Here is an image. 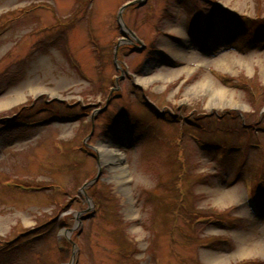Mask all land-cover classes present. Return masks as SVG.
I'll return each instance as SVG.
<instances>
[{"label": "rangeland", "instance_id": "1", "mask_svg": "<svg viewBox=\"0 0 264 264\" xmlns=\"http://www.w3.org/2000/svg\"><path fill=\"white\" fill-rule=\"evenodd\" d=\"M24 113L64 119L0 123V239L57 218L0 264H264V0H0Z\"/></svg>", "mask_w": 264, "mask_h": 264}, {"label": "bare ground", "instance_id": "2", "mask_svg": "<svg viewBox=\"0 0 264 264\" xmlns=\"http://www.w3.org/2000/svg\"><path fill=\"white\" fill-rule=\"evenodd\" d=\"M249 45L251 46L250 42ZM234 104V107H239L240 103L237 102L236 100L232 99V98H227L224 94L222 93H214V95H212V98L210 100V104L212 106H216L218 104ZM98 150L101 152L100 155V161L101 164L105 165V166H115L118 164V155L115 151L110 150V149H106V147L101 146L100 148H98ZM36 226V225H35ZM55 241L59 246V249L61 246H63L64 249L68 248V245L65 243L64 239H62L61 235H59V232H56L55 234Z\"/></svg>", "mask_w": 264, "mask_h": 264}, {"label": "water", "instance_id": "3", "mask_svg": "<svg viewBox=\"0 0 264 264\" xmlns=\"http://www.w3.org/2000/svg\"><path fill=\"white\" fill-rule=\"evenodd\" d=\"M125 7H123L122 9H124ZM122 11V10H121ZM120 15H121V12H120Z\"/></svg>", "mask_w": 264, "mask_h": 264}, {"label": "trees", "instance_id": "4", "mask_svg": "<svg viewBox=\"0 0 264 264\" xmlns=\"http://www.w3.org/2000/svg\"><path fill=\"white\" fill-rule=\"evenodd\" d=\"M28 115H30V114H28ZM25 119V118H24Z\"/></svg>", "mask_w": 264, "mask_h": 264}]
</instances>
